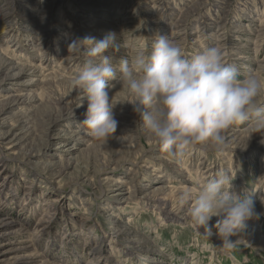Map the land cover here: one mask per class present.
<instances>
[{
	"label": "rangeland",
	"instance_id": "374dc122",
	"mask_svg": "<svg viewBox=\"0 0 264 264\" xmlns=\"http://www.w3.org/2000/svg\"><path fill=\"white\" fill-rule=\"evenodd\" d=\"M4 5L0 0V61L11 64L0 72V109L11 107L0 115V137H7L0 139V160L17 187L4 207L20 225L28 227L33 220L26 239L34 237L32 227L40 219L46 220L50 229L39 237L38 249L54 264H87L93 258L82 253L87 243L102 254L92 259L96 264H134L127 254L140 264H264V133L252 135L247 123L235 125L225 130L228 146L222 154L201 145L171 157L142 128L126 89L113 82L109 95L118 127L107 140H96L82 124L86 112L74 113L87 108L85 94L70 83L86 57L83 51H69L77 38L103 39L111 32L120 46L105 55L118 64L138 48L150 54L158 36H166L186 58L217 47L241 77L255 72L264 78V0H19L9 12L15 19L6 23ZM46 8H53L46 27L53 44H42L46 32L32 14ZM181 19L178 31L174 27ZM55 109L65 117L51 124L47 144L39 131L46 126L43 115L57 114ZM42 142L40 155L28 157ZM62 160L71 167L63 168ZM220 169L231 175L230 191L243 196L252 189L259 214L247 222L232 253L219 248L216 217L208 239L203 228L191 224L188 205L178 202V193L214 178ZM26 190L33 193L32 203L23 209ZM0 193L8 201L4 188ZM50 202L56 217L46 218ZM63 221L79 235L63 241Z\"/></svg>",
	"mask_w": 264,
	"mask_h": 264
},
{
	"label": "clouds",
	"instance_id": "9594fccd",
	"mask_svg": "<svg viewBox=\"0 0 264 264\" xmlns=\"http://www.w3.org/2000/svg\"><path fill=\"white\" fill-rule=\"evenodd\" d=\"M119 46L111 32L103 39L85 36L69 44V51H83L86 57L70 83L87 99L82 124L90 137L107 140L117 130L109 95L113 82L126 89L142 128L171 157L201 145L220 155L228 146L225 130L235 125L247 123L252 135L264 133V78L255 72L241 77L221 49L210 47L186 58L179 45L158 36L150 54L138 48L131 59L114 64L105 53ZM231 185L230 173L220 169L214 178L178 193L179 204L188 205L191 224L203 228L208 239L214 235L210 221L217 218L215 235L225 253L238 249L247 222L259 215L252 189L241 196L230 191Z\"/></svg>",
	"mask_w": 264,
	"mask_h": 264
},
{
	"label": "bare ground",
	"instance_id": "6f19581e",
	"mask_svg": "<svg viewBox=\"0 0 264 264\" xmlns=\"http://www.w3.org/2000/svg\"><path fill=\"white\" fill-rule=\"evenodd\" d=\"M17 1H19V0H5L4 11H3L4 13L2 14V17H4V19L2 20V22L6 23L7 20L9 21L10 19L14 18L13 14L9 13V12L13 11V6H15L17 4ZM46 9H48V8H46ZM51 10H53V8L48 9V11L43 10V11L38 12V13H32L33 18L37 22V26H40V31L42 33L46 32L43 37H47V39H45L44 40L45 42H43L42 44H44V43L49 44V42L53 44V40L49 41L50 33H49V29L46 28L49 21H50L52 14H53V11H51ZM251 10L252 9H250V11L247 14H248V17L253 18L256 13H254ZM32 14H30V15H32ZM182 20L183 19L179 20L176 23V25H175L176 27H174L176 30H178L180 27H182L181 26V23H183ZM251 20H253V19H251ZM16 30L12 29L11 33L16 31ZM262 30H264V29H262ZM17 31L21 32V29H18ZM175 34H178L177 35V37H178L180 35V32H175ZM30 40H32V39H30ZM68 60L72 61L73 59H68ZM8 64L9 65L11 64L10 60L5 59L3 61V59H2L0 61V72L5 71V69H7V67H8ZM25 74H27V72H24L23 76ZM13 78H16V77H13ZM0 81H1V78H0ZM5 81H7V80H5ZM5 81L2 80L1 84H7ZM10 107H11V105L8 104L6 107L4 106L2 109H0V115L3 113H7V111L10 109ZM131 109H133V108H131ZM55 112L57 114L50 111V112L45 113L43 115V119H45L46 122H47V120H49L50 123L48 124V123L44 122L43 124H46V126L43 125V128H41L42 130L39 131L43 142H45V143L47 142V144L50 143V137L52 136L50 134L51 124H55L56 122H58L57 120H59L62 117H65V116H63V113H64L63 111H60L59 109L58 110L55 109ZM84 112H87V108L85 106L76 110L74 113L80 114V113H84ZM58 116H59V118H58ZM1 126H3V124H0V127ZM0 139L6 140L7 139L6 134L1 135ZM17 141H19V140H17ZM43 142L41 143L42 146H39L41 148L39 150H37V152L35 150H31V152H29L28 157L39 156L41 149L44 148V146L46 145ZM2 163H3V161L0 160V168H3L0 170V188L1 187L4 188L6 193L8 192L6 196L7 197L10 196V198H8V201H5V200H3L4 199L3 195H0V264H54V263H56L54 261H53L54 262L53 263L50 260H48V256L45 253H41L38 249L41 246V242H39L38 239H40L42 237V234L48 233L49 229H50L49 225H47V221L44 219H40V221L32 227V231H34L33 232L34 237H32L31 240H28L24 237V233L26 230H29V228H31L30 225L33 224V220L30 219L28 221V223H29L28 227L24 226V225H20L19 222L16 220V218L12 215L11 210L4 207V205H6L7 202L14 200V196L16 195V192H17V187L15 186L16 184H14V177L13 176H5L6 170L4 169V165L2 167ZM60 164L63 168L67 167L66 169L71 167L69 165H72V163L69 160H62V161H60ZM119 184H121V183L117 182V185H119ZM9 193H12V194L10 195ZM32 194L33 193L29 192V190L25 191V195L23 197V204L24 205L22 204L24 206L23 209H27L31 205L32 202L30 201V197L32 196ZM52 206H53L52 202L48 203L47 209H49V211L45 214L46 218L56 217V212H55L56 208H54ZM23 209L22 210L20 209V211L21 212L25 211ZM66 221H68V217H67ZM66 221L65 222L63 221L64 222L63 231H65V232H63L62 236L60 235L61 239L63 241L64 240L68 241V240H70V238L72 239V237H76L79 235L78 232L73 233V231L75 229L73 230V226L68 225ZM15 226H18V228H16ZM82 228H85V227H80L79 230ZM35 238H37L36 239L37 241L35 240ZM53 240H54V237L52 238V241ZM56 246H58V245H56ZM49 249H51V248H49ZM97 249L98 248L93 247V245L91 243H87V245H85L82 248V250H83L82 253L85 252L86 254L93 257L91 259L89 258L87 264H96L95 260L92 262V259L102 257V254L100 251H99L100 254L97 253ZM127 256H129V258H131V259L128 258L129 259L128 261H132L134 264H136V263L140 264V261H138L136 258L134 259V258L130 257L131 255H129V254H127ZM125 263H127V262H125Z\"/></svg>",
	"mask_w": 264,
	"mask_h": 264
}]
</instances>
